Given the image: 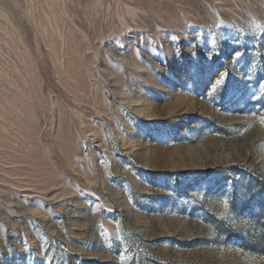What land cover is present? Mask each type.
<instances>
[{"label":"rangeland","instance_id":"rangeland-1","mask_svg":"<svg viewBox=\"0 0 264 264\" xmlns=\"http://www.w3.org/2000/svg\"><path fill=\"white\" fill-rule=\"evenodd\" d=\"M0 264H264V0H0Z\"/></svg>","mask_w":264,"mask_h":264}]
</instances>
